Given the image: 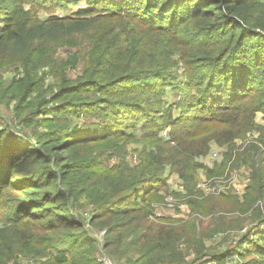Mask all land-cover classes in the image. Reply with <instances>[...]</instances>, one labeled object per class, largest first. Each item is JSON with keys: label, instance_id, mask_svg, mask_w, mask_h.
<instances>
[{"label": "trees", "instance_id": "trees-1", "mask_svg": "<svg viewBox=\"0 0 264 264\" xmlns=\"http://www.w3.org/2000/svg\"><path fill=\"white\" fill-rule=\"evenodd\" d=\"M77 1L21 3L50 9ZM86 3L72 16L16 17L0 27V103L15 100L16 113L25 110L26 118L44 110L54 115L49 129L35 137L11 134L8 123H0V264L21 252L22 238L24 249L43 253L48 242L59 244L54 264H99L91 230L104 231V249L126 264H206L232 256L237 249L201 261L205 246L194 239L192 221L153 218L154 204L163 199L161 186L155 185L163 182L169 165L192 195L195 177L187 167L191 162L195 168L209 141L231 143L257 128L254 116L264 115V0ZM17 10L0 0V14L16 15ZM92 27L101 37L92 36L97 42L90 47L88 68L75 79L60 70L51 73L57 87L46 101L44 77L37 76V53L43 47L38 43ZM79 56L71 55L64 70ZM9 65H20L23 74L5 82ZM206 123L214 128L203 136ZM258 128L263 144L264 127ZM163 129H169L166 140L160 137ZM129 140L142 145L132 166L122 151ZM109 150L121 152L119 164L103 168ZM249 162L252 177L238 209L250 227L237 247L263 258L264 179L255 177L256 162ZM82 197L92 205L86 219L76 212ZM188 202H199L201 214L210 211L207 198ZM224 227L229 223L212 231ZM193 240L198 261L185 263L179 244L192 247Z\"/></svg>", "mask_w": 264, "mask_h": 264}, {"label": "rangeland", "instance_id": "rangeland-1", "mask_svg": "<svg viewBox=\"0 0 264 264\" xmlns=\"http://www.w3.org/2000/svg\"><path fill=\"white\" fill-rule=\"evenodd\" d=\"M10 6L17 7V14L8 16L7 13L0 14V27L7 22H14L16 17L20 18H33L44 19L50 15L58 16H72L74 12L79 9H85L87 7L86 0H78L75 4H71L65 7H56L50 9L36 8L32 4L27 2L21 3V0H8ZM98 27H92L87 31L81 33H75L72 36L62 38L61 35L56 38H52L50 42L38 43V46H43L41 53H37L38 60L41 66L38 70V77L42 79L44 77L45 88L44 93L45 100L48 101L53 96L56 90L57 77L53 76L54 72L66 73L71 79H75L77 75H82L88 65V55L91 50V46L97 42L93 40L100 38L99 33H95ZM46 43V44H45ZM80 53L78 61L65 68V64L69 61V58L73 54ZM94 60L93 62H95ZM51 64V66H50ZM8 69L3 73V79L5 82L11 80L12 77L20 78V74H23V69L20 65L7 66ZM47 83V84H46ZM171 98V95L168 99ZM178 100V97L176 98ZM174 101V98L173 100ZM16 101H11L8 105L0 103V111L3 117H0V123L11 131V134L21 133L23 135H33L35 133H42L47 131L51 126L49 122L54 115L48 110H44L39 116H29L26 118L25 110L16 113L15 111ZM85 121V119L83 120ZM254 122L257 128H253V132L249 131L243 137L235 138L231 143L218 144L215 139H211L208 143V149L206 154L199 156L195 160L194 164L190 162L187 170L191 171L194 175V186L192 195L187 191L185 180L182 179L177 173L172 171L169 165L166 166L164 172L163 182L157 183L155 187L161 186L159 194L163 195V199L154 204V210L152 217L155 219H173L180 223L185 221H192L194 223L195 238L202 241L204 244L203 250L205 251L204 258L201 261L208 260L209 254L215 255L221 253L229 248L237 249L238 252L226 259H218L207 262L206 264H264V257L261 258L254 252H248L244 247H237L240 237L250 227V221L247 220V216L241 213L238 209L240 203L244 202V195L251 179V164L249 161H255L256 172L258 174L256 178L262 177L264 179V142L261 143L263 133L260 132L258 127H264V115L260 112L254 116ZM16 127V128H15ZM221 126H219L220 129ZM227 127V126H226ZM226 127L224 129H226ZM214 128L211 123L203 125L201 130H205L203 136ZM216 129V128H215ZM169 129H163L160 133V137L163 140L168 139ZM225 135V134H224ZM137 136H141V132L137 133ZM264 139V138H263ZM119 143V142H118ZM171 145L174 142L170 143ZM256 144L259 151H254ZM123 145V144H122ZM125 147V149H124ZM136 149H142V145L135 142V140H129L124 142L122 151L126 153L127 163L131 166L138 162ZM230 149H233L232 153H229ZM247 150L248 156L237 157V153H242ZM236 151V153H235ZM97 152H94L96 156ZM119 151L109 150L104 152L103 168L116 167L119 164L120 157L117 156ZM252 155V157L250 156ZM246 161H248L246 163ZM226 162V163H224ZM196 164L198 166H196ZM101 168V169H103ZM100 168H98L99 170ZM97 170V171H98ZM207 198L209 200V208L204 211L203 214L198 210V205L188 202V199ZM160 200V199H159ZM86 199L81 198L80 204L76 208V212L82 219H86L89 213H91L92 205L85 203ZM208 213V214H205ZM221 222H228L230 227L225 229H218V231H212V229ZM177 223V222H174ZM0 226L1 223H0ZM85 227L88 226L85 224ZM91 234L97 238L98 244L95 249L96 259L99 264H126L121 259H118L111 252H107L103 246V233L104 231L91 230ZM188 243L191 240H186ZM186 241H182L179 244L181 255L179 258L185 263L196 260L197 249L194 247V240L188 245ZM26 240L22 238L20 240L19 249L20 253L16 255L14 259L8 261L7 264H54L53 256L56 255V247L60 246L56 242H48L45 253L38 250H28L25 248ZM200 263L199 261L196 262Z\"/></svg>", "mask_w": 264, "mask_h": 264}]
</instances>
